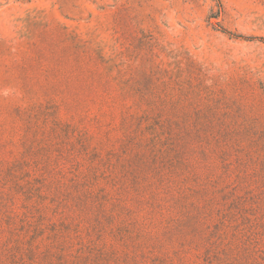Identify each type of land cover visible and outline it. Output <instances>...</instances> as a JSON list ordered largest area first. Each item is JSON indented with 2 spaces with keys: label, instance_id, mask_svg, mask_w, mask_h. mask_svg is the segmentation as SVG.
I'll list each match as a JSON object with an SVG mask.
<instances>
[{
  "label": "rangeland",
  "instance_id": "rangeland-1",
  "mask_svg": "<svg viewBox=\"0 0 264 264\" xmlns=\"http://www.w3.org/2000/svg\"><path fill=\"white\" fill-rule=\"evenodd\" d=\"M0 264H264V0H0Z\"/></svg>",
  "mask_w": 264,
  "mask_h": 264
}]
</instances>
